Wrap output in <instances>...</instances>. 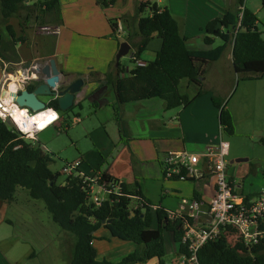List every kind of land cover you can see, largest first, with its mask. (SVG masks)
Listing matches in <instances>:
<instances>
[{
	"label": "trees",
	"instance_id": "trees-1",
	"mask_svg": "<svg viewBox=\"0 0 264 264\" xmlns=\"http://www.w3.org/2000/svg\"><path fill=\"white\" fill-rule=\"evenodd\" d=\"M29 1L0 0L2 22L15 45L21 39L16 38L10 21L20 16L21 9ZM261 1L264 7V0ZM115 3L116 0H97L101 8H110ZM60 4L61 0H46L40 6L52 11L58 9ZM146 11H149V15L143 16ZM122 19L126 25L130 24L129 20H133L135 32L141 38L138 50L131 51L135 68L121 77V64L115 67V62H112L104 80L96 79L95 73L90 75L99 83L97 90L109 86L115 92L114 111L121 133L126 134L122 119L126 104L155 98L164 101L168 110H174L186 108L197 98L206 95V67L219 61L229 46L232 49L234 71L238 75H245L249 80L264 78V31L259 27L256 14L245 6V0H237L234 9L207 23L203 29L206 34L205 49L191 50L189 38L181 34L179 23L170 8H162L157 3L141 1L134 16ZM110 24L114 30L113 37L118 40L116 33L119 25L113 21ZM133 36L130 33L127 40L130 41ZM156 37L161 40V47L156 51L155 60H142V55ZM216 39L222 40L223 45L213 48ZM138 61L145 64L139 65ZM183 80L200 87L195 98L180 92ZM43 82L36 81L26 89L33 92ZM64 88L61 86L60 90ZM211 99L219 110L223 133L234 136L236 128L225 100L215 95ZM76 106L82 108L83 103H75L68 111H62L58 99L52 96L46 110L62 112L63 116H67ZM53 163V158L43 154L40 145L25 139L8 121L0 118V200L12 204L18 192L24 191L33 200L42 201L53 222L74 240L70 264H142L154 259L159 264H166L167 234L179 246L177 254L188 253V247L183 244L185 226L187 222L194 224L195 220L155 205L144 194L138 180L127 184L102 173L101 180L94 181V178L82 175L78 170L77 174L67 176L65 182L59 184L58 173L51 169ZM164 178L182 181L180 177L168 179L166 172ZM117 185L120 189L114 191ZM92 186L111 192L99 206L92 199ZM193 199L204 202L197 194ZM250 199L249 196L245 197L247 202ZM172 214H175L174 218ZM102 229H106L112 238L134 244V251L116 262L100 260L94 242L98 239L96 234ZM261 229L264 230V224ZM198 259L200 264H264V239L259 245L248 249L240 241L231 245L227 236L221 234L216 240L204 245L198 253Z\"/></svg>",
	"mask_w": 264,
	"mask_h": 264
},
{
	"label": "rangeland",
	"instance_id": "rangeland-1",
	"mask_svg": "<svg viewBox=\"0 0 264 264\" xmlns=\"http://www.w3.org/2000/svg\"><path fill=\"white\" fill-rule=\"evenodd\" d=\"M127 1L129 2L128 7H124L123 0H118V4L113 11L112 9L115 5L110 8L102 7L104 10H107L108 18L111 15L118 14V10L127 8L124 11L125 13L119 17L106 21L101 16L94 23L87 22L89 31H79L84 35L72 29H65L63 36L57 40L60 46V52L65 56V60L61 58L60 61L63 60L66 62L69 70L77 72L73 79L82 78L85 80V85L76 100L78 103L82 102L83 107L76 106L67 116H63L62 112H57L59 120L40 131L36 140L33 141L35 145L41 146L43 154H48L53 158L54 163L51 164V169L58 173L59 184H63L68 176L64 174L63 169L78 161L82 162L81 171L84 175L88 174V176L93 178L96 174L92 173V170L95 172L99 167L106 172L109 165L112 164L113 158L117 155V152L121 150V144L126 142L124 141L126 136L119 130L118 117L113 109L116 103L115 94L112 95L109 93L111 89L109 86H104L105 89L102 87L100 90L94 91L93 86L89 84L93 81L89 73L93 70V67L100 71L109 70V65L112 62H115L116 67V57L120 44L125 42L129 36L125 30L120 31V26L126 27L122 18L125 16H134L136 7L141 2L139 0ZM134 1L135 3L133 4ZM147 1L157 3L160 7H168L171 10V0ZM187 1H189L190 7L188 14L187 12L185 13V18L188 15V23L191 28L199 26L201 22L209 20V18L217 14L216 11L220 10L219 8L213 7L216 10L214 11L209 6L210 2L208 0ZM197 1L201 2L197 4ZM80 2H85V0H80ZM219 3H222V1L218 0L217 4ZM235 4L236 0L233 5L234 8L236 6ZM227 5L229 3H226L224 6L227 7ZM173 6L178 10L180 6L179 0H176ZM245 6L256 14L259 27L264 31V7L262 1L245 0ZM148 15L149 11L143 14V16ZM174 16L177 18V15L174 14ZM185 18H177L180 21V25L181 23H185ZM110 21L118 23L119 25V31L116 33L117 38H119L118 40L112 39L114 38V30ZM128 22L134 24L133 20H129ZM108 27L111 28L112 36L109 35L110 33H106ZM132 27H135V25ZM197 33L202 35V31L198 30ZM205 35L204 33L203 37L196 42L200 49L207 48L204 45ZM137 41H133L132 43V52H135L137 49ZM55 42L56 40H53L50 46H54ZM156 42L153 43L155 47ZM221 45H223L222 40L216 39L213 48ZM131 51L129 55L123 57L120 61L121 77L129 74L136 66L132 61ZM230 51L231 46L228 47L226 54L219 61L207 65L206 78L209 76L210 83L217 84V88H219L218 92H221V95L224 94L223 92L235 80L233 89L224 97L227 109L231 114H234V124L237 127V133L233 137L225 135V141L230 144V155L226 158L228 175H232L235 172L239 181L245 185V195L256 194L261 191L264 185V78L249 80L245 78V75H238L234 71L231 61H229ZM155 58L153 52H145L142 55V60L144 61H153ZM33 67L34 62L27 66L25 76L21 74L22 72L19 74L15 73V79L11 83L18 84L16 89L10 83H3L0 86V93L4 88H12L15 91L21 92L29 84L37 81L39 78H36L37 75L35 76L33 74ZM37 68L43 69L41 66ZM39 76H43L42 71H40ZM25 77L28 78L27 81ZM34 77L36 78L35 80L33 79ZM95 77L98 79L101 76L95 75ZM68 80H70L68 73L63 71L58 87H65ZM204 84L206 87L205 81ZM98 86L94 85V88H98ZM102 89L104 90L101 92ZM199 89L200 87L198 86L190 85L188 80H183L180 83V92L189 95L191 98L196 96ZM111 91L113 90L111 89ZM207 95H211V97L213 95L220 96L217 94V91H208L204 96ZM40 99L48 103L51 97L42 96ZM150 101H153V103L162 102V100L154 98L134 102L129 105H138V103L148 104ZM8 103L10 104L9 101ZM98 105L99 108H97ZM124 107L129 108L127 104ZM151 107L152 109L161 111L158 105ZM125 108L122 112L123 122L126 121ZM31 113L35 114V116L40 114ZM144 115L145 113H142L136 119ZM8 122L13 126L10 121ZM99 128L105 129L117 145L110 155H107V148H102L100 144L107 139V136L106 134H99L97 131ZM240 151L243 154L242 157H235V154ZM189 152L192 153L195 151L190 150ZM237 159H248L249 161L231 164L233 160ZM161 180L163 181L162 178ZM158 184L159 182L157 183V188ZM166 185V191L163 192L162 190L160 193L155 190L153 194L149 195V199L155 205L162 206L163 204L166 209L177 211L179 203H182V198L190 202L192 201L193 192L190 187H193V184L191 182L168 181ZM171 188H175L177 191L172 192L170 191ZM178 190H181V195H179ZM184 193H187V195ZM94 194L101 200L108 198V194L102 189H99V187L94 188ZM240 196H242L241 193ZM207 199L208 201L211 200L209 198ZM96 235L98 239L94 244L98 250L100 260L119 261L134 251L136 247L131 243H124L112 238L106 229H102ZM73 242L72 236L63 232L53 222L44 203L33 200L27 192L19 191L16 201L12 204L0 200V264H70ZM166 246H168V252L164 258L166 264H177L178 254L176 250L179 249V246L173 243L170 234L166 235ZM142 264H159V262L154 259Z\"/></svg>",
	"mask_w": 264,
	"mask_h": 264
},
{
	"label": "crops",
	"instance_id": "crops-1",
	"mask_svg": "<svg viewBox=\"0 0 264 264\" xmlns=\"http://www.w3.org/2000/svg\"><path fill=\"white\" fill-rule=\"evenodd\" d=\"M45 1L46 0H31L27 2L21 9L20 16L11 19L10 25L15 31L16 38L19 40L21 39L16 45L13 44V40L7 32L6 25L2 22L0 14V86L3 83H10L12 86L14 85L16 89V86H18V84L11 83L12 80L15 79V73L19 74L22 72L21 74L25 76L27 66H29L32 62H34V67L41 66L44 68V66L49 64L51 59H55L56 65L61 73L65 71L66 73H68L70 80H74L75 78L73 79V77L77 72L69 70L68 64L63 61L65 60V56L62 52H60V46L57 42V40L61 38V36H63V34L65 33L64 30L72 29L79 34L84 35L79 31H89V25L86 24L87 22L94 23L95 21H98V18H100L101 16H103L106 21L108 19H115L121 14H124V11L127 9H120L118 10V14H110L111 16L110 18H108L107 10L101 8L97 4V0H85V2H80V0H61L60 7L52 11H46L40 6L41 3ZM175 1L176 0H171V11L173 15H177L178 19L179 17L185 18V13L187 12L188 14L190 7L189 1L179 0L180 6L178 10H176L173 6ZM208 1L210 2L209 6H211L212 9H214L213 7H216L220 10L216 11L214 9L217 14L209 18V20L201 22L199 26L191 28L188 23V15H186L185 23H181L182 26L179 23L180 21L175 17L179 23L181 34L189 38L188 46L191 50L200 49L198 48L196 42L198 39H201L203 37L205 33L203 29L208 22L215 18L221 17L227 11L234 9L233 5L235 0H221L222 3L219 4H217L218 0ZM200 2L201 1H197V4ZM134 3L135 1L133 2V4ZM226 3H229L227 7L224 6ZM231 3L233 4L231 5ZM117 4L118 0H116L115 7L112 9V11L116 8ZM123 5L124 7H128L129 2L127 0H123ZM132 26H134L133 23H131L130 25L127 24L126 27L120 26V31L125 30L126 33L128 32V35L130 33L134 34V36L129 39L132 43L133 41L138 40V44H136L137 51L139 45L141 44V38L135 32V27ZM198 30L202 31V35H199V33L196 34ZM106 33H110L109 35L112 36L111 28L108 27L106 29ZM112 39L115 40V38ZM53 40H56V42L54 46L51 47L50 43ZM155 41H157L156 47L155 45H153ZM160 47L161 40L156 37L149 45V48L146 52H153L154 55H156V51H158ZM226 52L224 53V55L226 54ZM61 58H63V60L60 61ZM229 61H231L233 65L232 49L230 51ZM92 69L93 70L89 74L95 73L96 75H100L101 77H98V79L100 80H103L104 74L108 72V70L100 71L99 69L94 67ZM33 74L35 76L37 75L36 78H39L37 81H45L44 75L40 77L39 73L34 72ZM36 78L34 77L33 79L35 80ZM208 78L209 76L205 78V90L207 92L217 91V94L220 95L219 97L225 100L224 97H226L225 95L227 93H230V91L233 89L235 80L229 85V88L225 92H223L224 94L221 95L222 93L218 92L219 88H217V84L214 85V83H210V80ZM27 80L28 78H26V81ZM89 84L93 86L94 91L99 88V86L98 88H94V85H99V83L94 79ZM11 89H2V96H4V92L6 90L8 91V98L6 99V102H10L9 99L11 97L9 91ZM104 89H102L101 92ZM13 90L14 89H12L11 91ZM109 93L112 95L115 94V92L111 91V89ZM76 104H78L77 101ZM129 104H127L128 107L130 106ZM115 105L116 103L114 104L113 109ZM153 105H158L161 108V111L152 109L151 106ZM97 108H99V105L97 106ZM142 113H145V115L136 119V117L140 116ZM125 115L126 121H124V127L126 137L124 141L126 142L121 144V150L117 152V155L113 158V162L109 165V168L106 172L101 170V167H99L95 172L94 170H92V173H107L108 175L117 178L127 184H132L136 180H138L144 194L148 198L149 195L153 194L155 190L160 193L162 190L163 192L166 191V182L170 180L164 178V168L166 158L169 154L184 151L189 152L190 150H193L195 152L192 153L203 155L208 151V149L217 147L219 143L222 140L225 141L226 138L220 125L219 110L213 105L211 95L197 98L190 106L186 108H179L174 110H168L164 101L160 103H153V101H150L148 102V104L138 103V105H131L128 109L125 108ZM232 116L234 120L233 113ZM235 128L236 134V124ZM97 131L99 132V134H106L107 139H105V141L100 144L102 148H107V155H110V153L114 151L117 145L111 139L109 134H107V131L105 129L99 128ZM242 155L243 154L240 151L239 153L235 154V157L241 158ZM79 170L81 171V167L79 168ZM81 173L84 174L82 171ZM229 175L228 178L229 180H231V182L234 183L238 196H240V193L242 194V196L240 197L244 198L249 196L252 198L250 200H254L264 189L263 185V188H261L260 192H257L256 194L245 195V185H243L239 181V178H237L235 172H233L232 175ZM161 178L163 179V181L161 180ZM158 182L159 184L157 188ZM180 182H191L193 184V187H190L193 192L192 199L194 195L197 194L201 196V198H203L204 202L209 203L211 200L208 201L207 198L212 199L215 194V180L213 177L207 174L199 179H191V181L189 180ZM170 191L175 192L177 190L175 188H171ZM178 193L179 195H181V190H178ZM184 194L187 195V193ZM183 199L185 198H182V200ZM178 207L179 208L177 209V211L167 210L171 213H181L182 211H184L182 203H179Z\"/></svg>",
	"mask_w": 264,
	"mask_h": 264
},
{
	"label": "built area",
	"instance_id": "built-area-1",
	"mask_svg": "<svg viewBox=\"0 0 264 264\" xmlns=\"http://www.w3.org/2000/svg\"><path fill=\"white\" fill-rule=\"evenodd\" d=\"M240 18H242V14ZM138 64L144 65L145 62L138 61ZM7 97L8 94L2 96L1 91L0 118L10 121L25 139L35 141L38 133L43 129L38 128L26 132L25 128L16 122L11 105L21 112L25 111L27 116L32 118L35 114H32L27 108L18 106L12 96L9 99L10 105L6 102ZM58 120L59 116L56 121ZM229 152V142L222 140L217 147L208 149L203 155L184 151L171 153L166 158L164 172L168 179L180 177L182 181H185L186 179H199L207 174L215 180V194L209 203L197 199H192L191 202L187 199L182 200L184 211L178 216L187 215L193 218L195 223H186L183 244L188 247V253L178 254L177 264H200L199 251L209 241L219 238L221 234L227 236L231 245L240 241L248 249L259 245L264 239V230L261 229L264 224V189L256 199L248 202L245 201V197L238 196L234 183L229 180L227 175L226 158ZM81 165L82 162L78 161L65 167L63 172L68 176L77 174ZM184 171H186L185 174H183ZM95 174L93 180H101L102 174ZM90 178L92 177L90 176ZM95 187L98 186H92V199L99 206L103 200L94 194ZM99 189L105 191L103 188L99 187ZM119 189L117 185L114 191ZM106 193L111 194L110 191ZM171 217L174 218L175 214H172Z\"/></svg>",
	"mask_w": 264,
	"mask_h": 264
},
{
	"label": "water",
	"instance_id": "water-1",
	"mask_svg": "<svg viewBox=\"0 0 264 264\" xmlns=\"http://www.w3.org/2000/svg\"><path fill=\"white\" fill-rule=\"evenodd\" d=\"M132 50V45L130 41H125L120 45L117 57H116V67L119 66L121 59L130 54ZM40 70V68H37ZM42 73L45 77L44 83L39 85L33 92L28 89H24L21 92L14 91L12 97L15 102L21 108H27L33 113H40L46 111L48 103L41 100L40 97H54L58 99L60 109L62 111H68L72 106L75 105L78 94L81 92L85 85L84 79L80 78L69 85H65L63 90H60L59 84L61 81V72L59 71L55 59H51L49 64L44 66ZM7 90L4 95L7 94ZM49 110V109H48ZM55 113L56 111L53 110ZM248 159H237L233 160L231 164L247 162ZM111 222V221H110Z\"/></svg>",
	"mask_w": 264,
	"mask_h": 264
},
{
	"label": "bare ground",
	"instance_id": "bare-ground-1",
	"mask_svg": "<svg viewBox=\"0 0 264 264\" xmlns=\"http://www.w3.org/2000/svg\"><path fill=\"white\" fill-rule=\"evenodd\" d=\"M14 91H9L10 97L12 96V93H14ZM11 108L12 110H14L13 116L16 122L22 125L25 128L26 132H30L38 128L44 129L46 126L55 123L58 119V114L53 110L40 112V114L38 113L39 115H36L32 118L31 116H27V113L25 111L21 112V110L12 105Z\"/></svg>",
	"mask_w": 264,
	"mask_h": 264
},
{
	"label": "flooded vegetation",
	"instance_id": "flooded-vegetation-1",
	"mask_svg": "<svg viewBox=\"0 0 264 264\" xmlns=\"http://www.w3.org/2000/svg\"><path fill=\"white\" fill-rule=\"evenodd\" d=\"M40 71H42V68H40V70L37 69V67H33V73H40ZM33 75V74H32ZM80 78H75L74 80H70L66 83V85H69L70 83L75 82L76 80H78ZM36 82V81H35ZM34 83V82H33ZM32 84V83H31ZM30 85V84H29Z\"/></svg>",
	"mask_w": 264,
	"mask_h": 264
},
{
	"label": "clouds",
	"instance_id": "clouds-1",
	"mask_svg": "<svg viewBox=\"0 0 264 264\" xmlns=\"http://www.w3.org/2000/svg\"><path fill=\"white\" fill-rule=\"evenodd\" d=\"M57 113V112H56Z\"/></svg>",
	"mask_w": 264,
	"mask_h": 264
}]
</instances>
